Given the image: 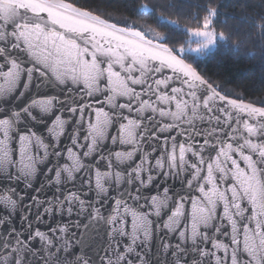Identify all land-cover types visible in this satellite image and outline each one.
<instances>
[{
    "label": "snow or ice",
    "instance_id": "snow-or-ice-1",
    "mask_svg": "<svg viewBox=\"0 0 264 264\" xmlns=\"http://www.w3.org/2000/svg\"><path fill=\"white\" fill-rule=\"evenodd\" d=\"M123 3L0 0V264H264V102L202 73L217 8L178 37Z\"/></svg>",
    "mask_w": 264,
    "mask_h": 264
},
{
    "label": "trees",
    "instance_id": "trees-1",
    "mask_svg": "<svg viewBox=\"0 0 264 264\" xmlns=\"http://www.w3.org/2000/svg\"><path fill=\"white\" fill-rule=\"evenodd\" d=\"M78 4L89 10L104 13L122 19L130 13L125 10L123 0H77ZM158 5L157 16L167 21H174L178 28L168 26L158 30L174 31L179 37L182 30L196 28L206 14L204 9L211 4L217 8L213 20L217 34L221 31L229 37L226 44H221L220 54L206 66H202L205 78L222 93L231 98H243L246 102H264V62L260 60V46L264 38L260 36L255 24L264 17V0H149ZM171 5V7H170ZM162 9V10H161ZM200 18V20L197 19ZM137 25L142 23L158 27L152 20L145 21L131 17ZM242 42L238 50L236 42ZM249 53H255L250 57Z\"/></svg>",
    "mask_w": 264,
    "mask_h": 264
},
{
    "label": "water",
    "instance_id": "water-1",
    "mask_svg": "<svg viewBox=\"0 0 264 264\" xmlns=\"http://www.w3.org/2000/svg\"><path fill=\"white\" fill-rule=\"evenodd\" d=\"M231 98V97H230ZM246 102V101H245ZM258 106V105H257ZM42 230H46V226L45 225H40Z\"/></svg>",
    "mask_w": 264,
    "mask_h": 264
}]
</instances>
